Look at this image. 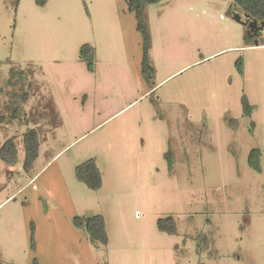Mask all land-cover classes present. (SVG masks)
Masks as SVG:
<instances>
[{
  "label": "rangeland",
  "instance_id": "rangeland-1",
  "mask_svg": "<svg viewBox=\"0 0 264 264\" xmlns=\"http://www.w3.org/2000/svg\"><path fill=\"white\" fill-rule=\"evenodd\" d=\"M245 21L231 0L146 6L149 85L124 0H0V147L17 148L0 159V264H264V44ZM89 159L96 190L75 175ZM96 214L105 244L73 223Z\"/></svg>",
  "mask_w": 264,
  "mask_h": 264
},
{
  "label": "trees",
  "instance_id": "trees-1",
  "mask_svg": "<svg viewBox=\"0 0 264 264\" xmlns=\"http://www.w3.org/2000/svg\"><path fill=\"white\" fill-rule=\"evenodd\" d=\"M34 3L38 6L45 5L48 0H33ZM127 5V9L130 12L134 13L136 19V30L141 34L143 39V55L141 61V74L144 80L150 85L154 75V68L151 66L148 58V49H149V34L146 28L145 23V8L146 6L157 3L162 0H124ZM232 4L241 10L245 15V18L249 21H255L256 26L264 28V0H231ZM246 27V24H245ZM256 30V29H255ZM260 34V32H259ZM260 36V35H259ZM256 34H253L251 31L247 30L244 34V41L246 46H259L264 44V38H259ZM257 38V40H256ZM253 43V44H252ZM93 48L87 44L83 45L80 50L82 58H87L92 60ZM238 70L242 72V63L241 61L237 64ZM92 66L90 65V68ZM150 89H153L151 86ZM23 100H26V93L23 97ZM243 114L244 116H250L251 106L243 99ZM20 106L15 107L14 111L11 113V118L16 119L19 116ZM253 126V122L251 123ZM252 129V128H251ZM250 129V130H251ZM24 142V164L30 166L31 163L36 159L38 155L39 141L37 134L34 129H29L23 135ZM17 156V148L14 142V136H11L3 142L0 147V159L6 163H13ZM259 151L257 149H252L248 156V164L256 171H260V162H259ZM75 175L77 179L83 182L88 188L92 190L99 189L101 187L102 178L100 171L96 163L92 160H86L76 166ZM73 223L76 227L84 229L89 234V237L92 241L100 242L105 244L107 242V234L105 230L104 218L100 214L80 217L75 216L73 218ZM158 228L162 231L174 232L175 224L171 218L160 219L157 221ZM36 264V263H34Z\"/></svg>",
  "mask_w": 264,
  "mask_h": 264
},
{
  "label": "flooded vegetation",
  "instance_id": "flooded-vegetation-1",
  "mask_svg": "<svg viewBox=\"0 0 264 264\" xmlns=\"http://www.w3.org/2000/svg\"><path fill=\"white\" fill-rule=\"evenodd\" d=\"M246 28H247V30L251 31L253 34H256V36L260 35L259 32L261 31V29L258 30V28H260V27L253 25V28L249 29L248 25L246 24Z\"/></svg>",
  "mask_w": 264,
  "mask_h": 264
},
{
  "label": "water",
  "instance_id": "water-1",
  "mask_svg": "<svg viewBox=\"0 0 264 264\" xmlns=\"http://www.w3.org/2000/svg\"><path fill=\"white\" fill-rule=\"evenodd\" d=\"M244 16H245V15H244ZM245 24L248 25L249 29H252L253 25H255V26L257 25L255 21H249V20H247V19H246V21H245ZM262 24H263V23H262ZM262 24H261V26H262ZM261 26H260V28H261Z\"/></svg>",
  "mask_w": 264,
  "mask_h": 264
}]
</instances>
